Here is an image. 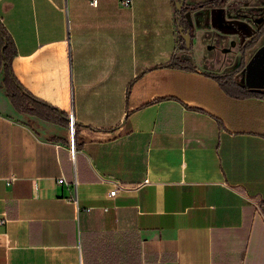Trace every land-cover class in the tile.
<instances>
[{"label":"crops","instance_id":"crops-1","mask_svg":"<svg viewBox=\"0 0 264 264\" xmlns=\"http://www.w3.org/2000/svg\"><path fill=\"white\" fill-rule=\"evenodd\" d=\"M90 1L0 0L18 81L79 141L72 157L69 128L19 112L0 65V264H264V98L208 75L264 20L251 34L217 0ZM261 48L264 33L234 79L264 91L247 70Z\"/></svg>","mask_w":264,"mask_h":264},{"label":"trees","instance_id":"trees-1","mask_svg":"<svg viewBox=\"0 0 264 264\" xmlns=\"http://www.w3.org/2000/svg\"><path fill=\"white\" fill-rule=\"evenodd\" d=\"M177 17L178 28L182 26L186 29L184 26L186 21L183 13L178 11ZM263 33L264 22L260 25L253 37L241 47L240 61L232 71L224 74L208 73V75L216 79L220 85L234 96H256L264 98L263 90L243 87L234 79V75L245 66V51L252 47ZM16 52L15 42L3 22L0 20V65L4 71L3 85L14 107L19 112L36 115L42 119L59 123L69 128V114L66 111L36 97L18 81L12 68V60L16 55ZM168 65L188 69L193 68V65L190 63L179 60L175 57L172 58ZM235 87H237V90L233 89ZM74 137L76 146H79L78 127L76 123Z\"/></svg>","mask_w":264,"mask_h":264},{"label":"rangeland","instance_id":"rangeland-1","mask_svg":"<svg viewBox=\"0 0 264 264\" xmlns=\"http://www.w3.org/2000/svg\"><path fill=\"white\" fill-rule=\"evenodd\" d=\"M217 3L218 12L231 14L232 19H234L233 28L245 27L252 34L264 20V0H217ZM242 15L249 17L248 21L243 23L244 25L240 22ZM227 22L229 21L227 20ZM247 63L249 78H255L264 84V48L254 52Z\"/></svg>","mask_w":264,"mask_h":264},{"label":"built area","instance_id":"built-area-1","mask_svg":"<svg viewBox=\"0 0 264 264\" xmlns=\"http://www.w3.org/2000/svg\"><path fill=\"white\" fill-rule=\"evenodd\" d=\"M92 5H96L97 4V0H91L90 1ZM121 4L124 6H130L132 4V0H121ZM69 129L71 131V156L74 157V146H73V134H74V130H75V120H74V116L72 115V113L69 114ZM14 178V176H10L6 179V183L9 185L12 182V179ZM65 181L63 176L58 177V182L59 183H63ZM116 190L113 189L110 191V195L115 194ZM145 264H161V263H145Z\"/></svg>","mask_w":264,"mask_h":264},{"label":"water","instance_id":"water-1","mask_svg":"<svg viewBox=\"0 0 264 264\" xmlns=\"http://www.w3.org/2000/svg\"><path fill=\"white\" fill-rule=\"evenodd\" d=\"M180 32L185 40L186 47H190V33L187 29H184V27H180Z\"/></svg>","mask_w":264,"mask_h":264}]
</instances>
